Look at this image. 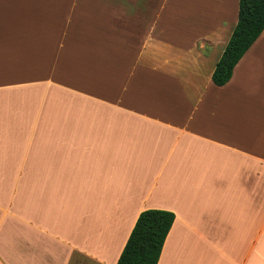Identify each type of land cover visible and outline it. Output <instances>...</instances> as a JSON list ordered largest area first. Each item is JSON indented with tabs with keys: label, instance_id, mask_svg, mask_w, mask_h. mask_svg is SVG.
Returning <instances> with one entry per match:
<instances>
[{
	"label": "crops",
	"instance_id": "1",
	"mask_svg": "<svg viewBox=\"0 0 264 264\" xmlns=\"http://www.w3.org/2000/svg\"><path fill=\"white\" fill-rule=\"evenodd\" d=\"M198 1L0 0V264H116L149 208L157 264H264V29L216 85L238 0Z\"/></svg>",
	"mask_w": 264,
	"mask_h": 264
},
{
	"label": "trees",
	"instance_id": "2",
	"mask_svg": "<svg viewBox=\"0 0 264 264\" xmlns=\"http://www.w3.org/2000/svg\"><path fill=\"white\" fill-rule=\"evenodd\" d=\"M237 21L211 78L223 85L236 63L264 29V0H238ZM174 213L164 209L142 210L130 231L116 264H157Z\"/></svg>",
	"mask_w": 264,
	"mask_h": 264
},
{
	"label": "rangeland",
	"instance_id": "3",
	"mask_svg": "<svg viewBox=\"0 0 264 264\" xmlns=\"http://www.w3.org/2000/svg\"><path fill=\"white\" fill-rule=\"evenodd\" d=\"M214 1L218 3L217 0ZM203 9L208 10V8H204L199 4L198 0H183L181 2H177V0H148V11H166V17L163 19L162 26L169 27L173 30H177L181 25L193 26L196 20L202 18L199 16L192 17V15L182 18L180 17V13L193 10L199 15L203 12ZM198 23L200 22H196V24Z\"/></svg>",
	"mask_w": 264,
	"mask_h": 264
}]
</instances>
